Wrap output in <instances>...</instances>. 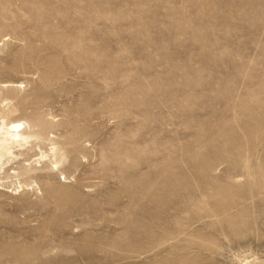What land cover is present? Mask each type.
<instances>
[{"label":"rangeland","instance_id":"374dc122","mask_svg":"<svg viewBox=\"0 0 264 264\" xmlns=\"http://www.w3.org/2000/svg\"><path fill=\"white\" fill-rule=\"evenodd\" d=\"M3 120L0 264H264V0H0Z\"/></svg>","mask_w":264,"mask_h":264},{"label":"bare ground","instance_id":"6f19581e","mask_svg":"<svg viewBox=\"0 0 264 264\" xmlns=\"http://www.w3.org/2000/svg\"><path fill=\"white\" fill-rule=\"evenodd\" d=\"M26 129L23 121H2L0 124V166L15 156L16 149L24 148L29 144L34 134L27 135Z\"/></svg>","mask_w":264,"mask_h":264}]
</instances>
